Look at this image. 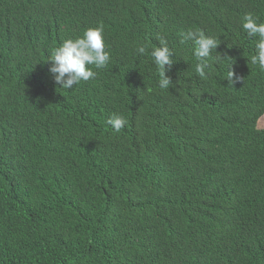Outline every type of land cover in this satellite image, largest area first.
Segmentation results:
<instances>
[{
  "label": "trees",
  "instance_id": "trees-1",
  "mask_svg": "<svg viewBox=\"0 0 264 264\" xmlns=\"http://www.w3.org/2000/svg\"><path fill=\"white\" fill-rule=\"evenodd\" d=\"M247 15L264 22V0H0V264H264V70ZM99 25L108 65L61 88L52 52ZM189 30L228 56L204 77Z\"/></svg>",
  "mask_w": 264,
  "mask_h": 264
},
{
  "label": "clouds",
  "instance_id": "clouds-1",
  "mask_svg": "<svg viewBox=\"0 0 264 264\" xmlns=\"http://www.w3.org/2000/svg\"><path fill=\"white\" fill-rule=\"evenodd\" d=\"M242 28L249 39L255 38V54L251 57V63L264 70V22H258V18L254 19L251 15H247L244 17ZM184 40H191L197 46L193 55L197 61L195 72L200 77L206 75V70L211 69L213 62L219 64L225 57H228L217 51L219 41L211 36H206L203 31L189 30ZM107 47L103 25L89 27L81 37L66 39L54 49L49 59L51 64L48 71L61 88L72 89L73 85L96 77L97 73L93 71V66L96 69H103L108 65L111 57L110 51L106 50ZM135 51L139 55L149 54L147 44L138 45ZM213 51L218 55L213 56ZM150 58L159 75V88L169 89L172 81L167 73L171 70L174 59L173 50L168 46L166 39L161 38L159 46L151 49ZM232 63H234L233 60ZM234 77L239 79L234 71L228 70L226 78L228 83L233 84ZM107 124L114 131L120 132L126 126L127 120L122 115L113 114L108 118Z\"/></svg>",
  "mask_w": 264,
  "mask_h": 264
},
{
  "label": "rangeland",
  "instance_id": "rangeland-1",
  "mask_svg": "<svg viewBox=\"0 0 264 264\" xmlns=\"http://www.w3.org/2000/svg\"><path fill=\"white\" fill-rule=\"evenodd\" d=\"M261 118H263V117H261ZM260 118V119H261ZM259 119V120H260ZM258 127L260 128V129H264V120H262L260 123H258Z\"/></svg>",
  "mask_w": 264,
  "mask_h": 264
}]
</instances>
